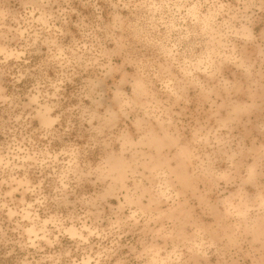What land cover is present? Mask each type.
I'll list each match as a JSON object with an SVG mask.
<instances>
[{"label":"clouds","instance_id":"clouds-1","mask_svg":"<svg viewBox=\"0 0 264 264\" xmlns=\"http://www.w3.org/2000/svg\"><path fill=\"white\" fill-rule=\"evenodd\" d=\"M0 264H264V0H0Z\"/></svg>","mask_w":264,"mask_h":264}]
</instances>
